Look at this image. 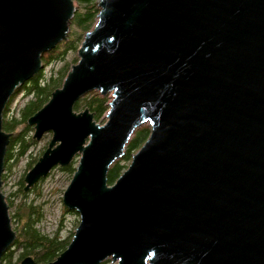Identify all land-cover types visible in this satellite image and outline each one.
<instances>
[{"label": "water", "instance_id": "water-1", "mask_svg": "<svg viewBox=\"0 0 264 264\" xmlns=\"http://www.w3.org/2000/svg\"><path fill=\"white\" fill-rule=\"evenodd\" d=\"M98 6L78 62L28 119L35 138H52L25 190L79 157L63 202L80 222L56 260L21 264H264V0ZM76 11L75 0H0V264L16 239L4 111ZM95 90L111 94L103 124L75 109ZM143 125L148 139L109 184Z\"/></svg>", "mask_w": 264, "mask_h": 264}, {"label": "trees", "instance_id": "trees-1", "mask_svg": "<svg viewBox=\"0 0 264 264\" xmlns=\"http://www.w3.org/2000/svg\"><path fill=\"white\" fill-rule=\"evenodd\" d=\"M79 2L82 3V6L77 9L71 21V30L68 39L63 40L51 51L44 54L43 62L45 67L16 89L5 108L3 127L6 132L11 133V136L5 157V170L2 176L3 182H7V178L15 170L14 166L24 157L30 149V145L37 139L34 135L32 136V134L24 131V128L27 130L32 128L28 124L29 117L40 110L50 100L52 92L56 88L62 86L71 68L70 62L73 61L76 63L78 61L76 55L70 61L72 54L77 52L84 40L86 32L91 30L97 21L100 11L98 1L79 0ZM60 62H63V64L56 69L54 64ZM20 94L25 95L28 99L18 111H15L12 105ZM109 102V95L104 96L95 90L83 96L77 102L75 109L81 110L82 107L90 108L94 113L95 119L98 121L109 110ZM22 126L24 127L20 128ZM150 131L151 129L148 125L142 126L135 131L126 147L125 154L109 170V184H113L124 170L127 169L134 153L148 139ZM29 158H35L36 162L39 159L33 153L29 155ZM74 163L66 168V170H70L73 174L76 171ZM27 172L28 170L25 171L19 182V192L25 195V197L28 196L25 190V175ZM9 200L13 207L14 204L11 195L9 196ZM65 210L67 209L65 208ZM43 213L44 211L40 210V205H34V203H27L26 201H22L14 207L13 213L10 214L14 230L16 231V239L4 254L2 264H21V261L27 256H31L37 263H48L56 260L68 247L73 238L74 231L68 235L61 234V223V226L54 235L43 233L38 227L39 223L43 221ZM109 262L110 260L107 259L101 264H109Z\"/></svg>", "mask_w": 264, "mask_h": 264}, {"label": "rangeland", "instance_id": "rangeland-1", "mask_svg": "<svg viewBox=\"0 0 264 264\" xmlns=\"http://www.w3.org/2000/svg\"><path fill=\"white\" fill-rule=\"evenodd\" d=\"M75 2L77 9L82 6V3H80L79 0H75ZM74 55H76L79 60L78 50H77L75 54L74 53L72 54L70 61H72L73 59L72 57ZM70 63L71 66L75 64V62L73 61ZM62 64L63 62L55 63L54 67L57 69V67H60ZM109 96L111 100L110 93ZM27 99L28 98L25 95L23 96V94L18 95L14 101V104L12 105L15 111H18L23 106V104L26 102ZM84 109L85 108L82 107L81 110H77V111H82ZM107 119L108 118L106 113L98 120V122L103 124L107 121ZM23 127L24 126L20 128ZM31 127L32 128L28 130L24 128V131H27V133H30L33 136L35 133V127L32 125ZM51 138H52V132H47L42 136L41 139L39 140L36 139L35 142L30 145V149L28 150V152L14 166L15 170L9 175V177L6 180L7 182L5 181L3 182L2 190L6 195V199H8L11 214L14 211V207L17 206L18 203L22 201H26L27 203H34V205H40V210L44 211L42 215L43 221L40 222L38 225L41 231L45 234L54 235L62 223L61 226L62 228L60 229V233L68 235L72 231L75 232V229L80 222V214L76 210L68 209L63 202V194L73 177V172H71L70 170H66V168H61L59 166L54 167L47 177L42 178L38 182L39 184L38 183L35 184L36 186H33L31 189L27 191L28 196L25 197V195L19 192L20 191L19 182L21 181L20 179L23 177L25 171L26 170L29 171L35 165L36 162L35 158H29V155L33 153L34 156H37L38 158L42 156ZM78 161H79V157H76L74 161L75 167H77ZM10 195L13 199V204H14L13 207L9 202ZM65 208L67 210H65ZM109 260H110L109 264H116V262H112L111 258H109Z\"/></svg>", "mask_w": 264, "mask_h": 264}, {"label": "flooded vegetation", "instance_id": "flooded-vegetation-1", "mask_svg": "<svg viewBox=\"0 0 264 264\" xmlns=\"http://www.w3.org/2000/svg\"><path fill=\"white\" fill-rule=\"evenodd\" d=\"M7 151H8V150H7ZM41 179H42V178H41ZM41 179H40V180H41ZM40 180H39V181H40ZM39 181H38V182H39ZM38 182H37V183H38ZM37 183H36V184H37ZM38 184H39V183H38ZM34 186H36V185H34Z\"/></svg>", "mask_w": 264, "mask_h": 264}]
</instances>
